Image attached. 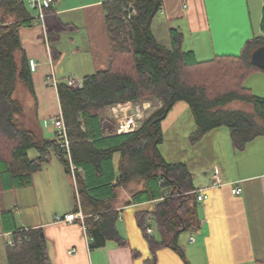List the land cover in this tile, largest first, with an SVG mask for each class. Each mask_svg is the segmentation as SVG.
<instances>
[{"label": "trees", "instance_id": "16d2710c", "mask_svg": "<svg viewBox=\"0 0 264 264\" xmlns=\"http://www.w3.org/2000/svg\"><path fill=\"white\" fill-rule=\"evenodd\" d=\"M161 6L162 0L105 3L111 43L108 69L84 76L81 88L65 82L58 85L72 160L84 171L76 178L88 215L85 225L93 240L91 246L101 247L108 240L127 244L116 228L117 213L106 205L115 186L112 150L123 149L137 166L134 171L122 169L120 183L125 184L135 172L141 174L145 184L133 201L159 200L154 211L141 214L152 253L147 264L157 263V252L163 247H172L185 257L177 239L183 232H195L200 225L193 174L185 163L166 162L158 149L163 141L161 123L173 106L179 101L189 104L196 123L189 136L192 144L224 126L230 129L232 143L238 149L264 136V97L245 84L254 72H264L251 61L254 49L264 45V35L248 40L239 55L198 61L192 51L183 49V33L177 28L170 29L169 47L157 41L152 23ZM31 16L24 1L0 0V192L29 186L33 175L42 171L54 155L60 156L68 169V160L56 139H42L17 120L24 109L18 89L24 86L35 94L20 38V30L30 24ZM45 16L50 43L60 40L62 32L76 29L64 22L53 6L45 8ZM52 53L56 55L54 49ZM146 99H158L161 106L144 117L133 132L118 134L117 122L104 115L108 107ZM236 100L252 104L254 112L224 108ZM31 149L37 151L34 158L29 156ZM8 214L2 212L4 218ZM149 215L156 221L159 237L148 234L145 228ZM14 237L23 241L9 246L8 264H51L42 228L16 231Z\"/></svg>", "mask_w": 264, "mask_h": 264}, {"label": "crops", "instance_id": "0c3cea01", "mask_svg": "<svg viewBox=\"0 0 264 264\" xmlns=\"http://www.w3.org/2000/svg\"><path fill=\"white\" fill-rule=\"evenodd\" d=\"M22 1L33 15L29 0ZM109 1L113 0H55L53 7L62 20L76 29L62 32L60 40L54 43L46 39L43 26L36 19L21 28L26 58L36 60L38 67L31 70L35 94L24 86L18 89L17 97L24 109L17 115V120L38 137L56 139L62 125L56 120L63 115L58 87L46 83L52 72L59 83H64L69 76L83 82L84 76L108 69L111 43L104 4ZM263 17L264 0H162L152 31L159 42L155 31L162 24V35L169 41L170 29H179L183 33V49L192 51L198 61H207L216 56L239 55L248 40L264 35ZM251 78L252 87L247 82ZM249 79L246 85L255 93L254 81L264 82V73L256 71ZM258 95L264 97V93ZM130 103L137 104L128 102L111 106L104 115L115 121L113 108L119 110ZM229 105L234 106L228 109L254 112L253 105L242 100ZM161 128L163 141L158 145L161 155L168 163H185L193 174L196 190L205 189L209 197L197 202L200 225L190 233L191 244L185 257L172 247H163L157 252L156 264L264 262V136L255 138L244 149H238L232 143L230 129L224 126L215 128L201 141L192 144L189 136L195 131L196 123L186 101L173 106ZM111 166L112 185L115 186L106 205L117 213L116 228L126 245L108 240L101 247H92L93 240L86 236L80 221H55L56 213L85 212L76 178L78 173L83 174V169L79 167L80 171L74 177L62 158L54 155L42 171L33 175L28 186L31 197L44 201L37 211L19 210L8 199L4 208L0 206V240L7 245V250L8 240H17L14 232L42 228L51 264H147L152 253L141 226V214L154 211L159 200L133 201L145 184L141 174L135 172L125 184L120 183L122 169L134 171L137 166L130 153L123 149L112 150ZM215 174L221 177L222 185L212 186ZM71 177L72 187L68 183H72ZM235 186L241 188L239 195L232 192ZM21 189L1 193L18 191L20 194ZM19 203L23 204L22 196ZM2 212L9 214L4 218ZM153 230L150 235L156 231V221Z\"/></svg>", "mask_w": 264, "mask_h": 264}, {"label": "built area", "instance_id": "2783aa9c", "mask_svg": "<svg viewBox=\"0 0 264 264\" xmlns=\"http://www.w3.org/2000/svg\"><path fill=\"white\" fill-rule=\"evenodd\" d=\"M55 0H29V7L34 11V14L31 16L32 19L38 20L41 25L43 26L44 33L46 35L47 39V32H46V22H45V8L53 6ZM131 17V16H130ZM30 69L32 71H35L38 67V62L34 59L29 60ZM46 83L49 85H52L54 87H58L59 80L56 78V75L54 72L46 79ZM65 83L69 85L72 88H81L83 87V82L79 81L73 76H69L65 79ZM126 106V105H125ZM120 108L119 110H115L113 108V117L118 125V133H130L135 130H137L142 123V120L144 119V116L146 115L148 109L151 107V103L149 101H144L141 104H132L130 103L126 107ZM134 111V109H136ZM57 121H60L62 123L61 127L58 129L56 133V140L58 141L63 154L66 156L68 160V169L70 173L76 176V173L80 171V168L77 167V165L72 160L71 155V140L68 135V129L64 122L63 115H60L56 118ZM214 182L212 186H216L218 184L222 185L223 181L221 177L217 174L214 176ZM232 192L236 195H239L241 193V188L238 186L233 187ZM197 194V200L198 201H205L208 199L209 194L205 189H198L196 190ZM88 215L83 214L82 212H75V213H68L65 215L55 214L54 219L56 222H66V223H75L76 221H80L81 225L84 229V232L87 236V229L85 225V219ZM98 219V217H96ZM155 222V219L152 216H147L146 218V227L147 232L149 234H153V223ZM20 231H27V230H20ZM25 240H28L26 238ZM191 240L194 241V237H191ZM23 240L22 238H19L17 240L10 239L8 240V244L10 246H15L17 243H21ZM74 252V251H72Z\"/></svg>", "mask_w": 264, "mask_h": 264}, {"label": "rangeland", "instance_id": "374dc122", "mask_svg": "<svg viewBox=\"0 0 264 264\" xmlns=\"http://www.w3.org/2000/svg\"><path fill=\"white\" fill-rule=\"evenodd\" d=\"M163 27H164V24H162V26L158 27V29H156V31H155L157 33V36H158V39H159V43H161L162 45H165V46H170L169 45L170 41H169L168 37L166 35L165 36L162 35L163 34L162 32L164 30ZM259 73H264V72L263 71H259ZM252 79L253 78H251V80L249 79L248 81L246 80L248 82V85L251 86V87H252ZM245 84H246V82H245ZM254 85L256 86L255 87V94L258 95L260 93H262V94L264 93V82L263 81L259 82V80H255L254 81ZM144 101H149L151 103V107L148 109V111H147V113H146V115L144 117L148 116L152 111H154L155 109H157L158 107L161 106V101H159L158 99H154V100L146 99ZM144 101L138 102L137 104L139 105V104L143 103ZM233 106L226 105L224 108H230V107L232 108ZM29 156L31 158L36 157L37 156V151L35 149H31L30 152H29ZM71 180H72V183L71 182H68V183L72 187V184H73L72 177H71ZM29 189L30 188H28V186L25 187V188H22L21 190H19L20 194H18V191L17 192L13 191V192H10L8 194H5V193L3 194V193L0 192V206L2 208H4L5 207L4 204L6 202V199H8V201H11L12 204H15L16 208H19V210L23 209L24 212L29 211L30 213H34L39 208V205H43L42 203L44 201H42L40 199L39 200L35 199L34 196L31 197L30 193L28 192ZM7 195H9V196H7ZM21 196L23 197V204L19 203V199H20ZM4 197H7V198H4ZM153 225H155V222L153 223ZM156 231H155L154 235L156 237H158V232L156 233ZM189 237H190V233L189 232H183V233L180 234L179 239H178L179 243H180V246L184 249L183 250L184 254H187V252L189 250L188 246L191 244L189 242ZM10 247H14V246H10ZM7 251H8L7 250V245L4 244L3 240H0V264H8L7 263L8 262V255H7L8 253H7Z\"/></svg>", "mask_w": 264, "mask_h": 264}, {"label": "water", "instance_id": "95a60500", "mask_svg": "<svg viewBox=\"0 0 264 264\" xmlns=\"http://www.w3.org/2000/svg\"><path fill=\"white\" fill-rule=\"evenodd\" d=\"M251 61L254 65L264 70V45L254 49L251 55Z\"/></svg>", "mask_w": 264, "mask_h": 264}]
</instances>
